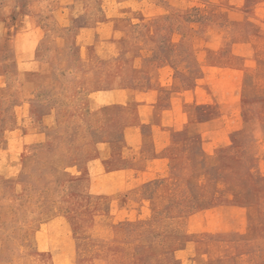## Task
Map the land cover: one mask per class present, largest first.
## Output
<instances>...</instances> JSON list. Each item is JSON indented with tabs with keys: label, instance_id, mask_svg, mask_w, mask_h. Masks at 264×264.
Instances as JSON below:
<instances>
[{
	"label": "rangeland",
	"instance_id": "rangeland-1",
	"mask_svg": "<svg viewBox=\"0 0 264 264\" xmlns=\"http://www.w3.org/2000/svg\"><path fill=\"white\" fill-rule=\"evenodd\" d=\"M0 264H264V0H0Z\"/></svg>",
	"mask_w": 264,
	"mask_h": 264
}]
</instances>
